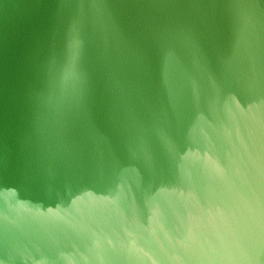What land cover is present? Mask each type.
Listing matches in <instances>:
<instances>
[{
  "label": "water",
  "instance_id": "obj_1",
  "mask_svg": "<svg viewBox=\"0 0 264 264\" xmlns=\"http://www.w3.org/2000/svg\"><path fill=\"white\" fill-rule=\"evenodd\" d=\"M0 264H264V0H0Z\"/></svg>",
  "mask_w": 264,
  "mask_h": 264
}]
</instances>
